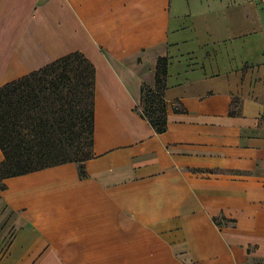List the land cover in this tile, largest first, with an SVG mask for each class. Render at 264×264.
Masks as SVG:
<instances>
[{"label":"crops","instance_id":"0c3cea01","mask_svg":"<svg viewBox=\"0 0 264 264\" xmlns=\"http://www.w3.org/2000/svg\"><path fill=\"white\" fill-rule=\"evenodd\" d=\"M72 52L92 156L4 179L0 264H264V0H0V86Z\"/></svg>","mask_w":264,"mask_h":264},{"label":"trees","instance_id":"16d2710c","mask_svg":"<svg viewBox=\"0 0 264 264\" xmlns=\"http://www.w3.org/2000/svg\"><path fill=\"white\" fill-rule=\"evenodd\" d=\"M166 67V58L158 57L155 86L142 83L135 108L158 133L166 129ZM93 101L94 66L80 52L1 85L0 190L7 177L66 162H76L84 176L83 162L92 156Z\"/></svg>","mask_w":264,"mask_h":264}]
</instances>
